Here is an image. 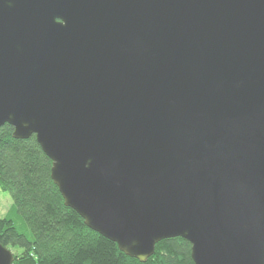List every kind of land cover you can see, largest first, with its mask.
Masks as SVG:
<instances>
[{"label":"water","instance_id":"95a60500","mask_svg":"<svg viewBox=\"0 0 264 264\" xmlns=\"http://www.w3.org/2000/svg\"><path fill=\"white\" fill-rule=\"evenodd\" d=\"M5 125L129 258L264 264V0H0Z\"/></svg>","mask_w":264,"mask_h":264},{"label":"trees","instance_id":"16d2710c","mask_svg":"<svg viewBox=\"0 0 264 264\" xmlns=\"http://www.w3.org/2000/svg\"><path fill=\"white\" fill-rule=\"evenodd\" d=\"M51 169L35 136L16 140L12 127L0 128V189L13 199L0 219V244L13 253V264H142L65 206ZM191 253L184 239L165 240L145 264H194Z\"/></svg>","mask_w":264,"mask_h":264},{"label":"rangeland","instance_id":"374dc122","mask_svg":"<svg viewBox=\"0 0 264 264\" xmlns=\"http://www.w3.org/2000/svg\"><path fill=\"white\" fill-rule=\"evenodd\" d=\"M12 205L13 199L11 195L3 192L2 189H0V219L6 216Z\"/></svg>","mask_w":264,"mask_h":264}]
</instances>
